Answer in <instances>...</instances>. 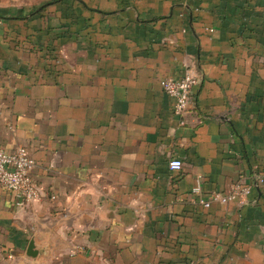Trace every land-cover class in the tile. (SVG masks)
I'll use <instances>...</instances> for the list:
<instances>
[{"label":"crops","instance_id":"0c3cea01","mask_svg":"<svg viewBox=\"0 0 264 264\" xmlns=\"http://www.w3.org/2000/svg\"><path fill=\"white\" fill-rule=\"evenodd\" d=\"M20 146L40 197L0 186V264H264V183L215 198L264 176V0H0Z\"/></svg>","mask_w":264,"mask_h":264},{"label":"built area","instance_id":"2783aa9c","mask_svg":"<svg viewBox=\"0 0 264 264\" xmlns=\"http://www.w3.org/2000/svg\"><path fill=\"white\" fill-rule=\"evenodd\" d=\"M198 84L197 76L187 73L182 78H163V90L175 98V111L186 109L190 95ZM35 162L26 146H20L14 151L0 148V186L15 193L22 203L33 202L40 197L39 188L32 175ZM172 170H180L183 162L173 158L169 162ZM264 183V176L256 177L250 185L236 183L227 194H216L215 198L222 202L229 201L237 196H246L253 186ZM208 205V202H205Z\"/></svg>","mask_w":264,"mask_h":264},{"label":"water","instance_id":"95a60500","mask_svg":"<svg viewBox=\"0 0 264 264\" xmlns=\"http://www.w3.org/2000/svg\"><path fill=\"white\" fill-rule=\"evenodd\" d=\"M37 251L35 250V243L32 241L30 242V245L28 247V254L30 256H36L37 255Z\"/></svg>","mask_w":264,"mask_h":264},{"label":"rangeland","instance_id":"374dc122","mask_svg":"<svg viewBox=\"0 0 264 264\" xmlns=\"http://www.w3.org/2000/svg\"><path fill=\"white\" fill-rule=\"evenodd\" d=\"M24 1V0H23ZM32 1H34V2H43V1H45V0H32Z\"/></svg>","mask_w":264,"mask_h":264}]
</instances>
